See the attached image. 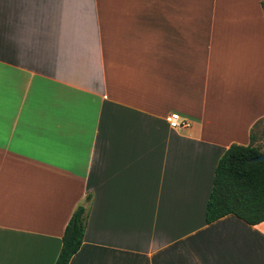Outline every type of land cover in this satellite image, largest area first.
I'll return each mask as SVG.
<instances>
[{
	"label": "crops",
	"instance_id": "crops-1",
	"mask_svg": "<svg viewBox=\"0 0 264 264\" xmlns=\"http://www.w3.org/2000/svg\"><path fill=\"white\" fill-rule=\"evenodd\" d=\"M261 1L0 0V264H53L79 205L67 264H264V221L205 222L264 121Z\"/></svg>",
	"mask_w": 264,
	"mask_h": 264
},
{
	"label": "trees",
	"instance_id": "trees-1",
	"mask_svg": "<svg viewBox=\"0 0 264 264\" xmlns=\"http://www.w3.org/2000/svg\"><path fill=\"white\" fill-rule=\"evenodd\" d=\"M264 18V0L260 2ZM246 146L230 145L218 159L211 190L205 205V222L232 215L248 225L264 221V144H253L252 131ZM262 160L252 162L253 158ZM85 211L77 206L61 235L59 252L53 264H67L81 244Z\"/></svg>",
	"mask_w": 264,
	"mask_h": 264
},
{
	"label": "built area",
	"instance_id": "built-area-1",
	"mask_svg": "<svg viewBox=\"0 0 264 264\" xmlns=\"http://www.w3.org/2000/svg\"><path fill=\"white\" fill-rule=\"evenodd\" d=\"M167 126L171 130L186 129L190 126V121L177 113H170L166 117Z\"/></svg>",
	"mask_w": 264,
	"mask_h": 264
},
{
	"label": "rangeland",
	"instance_id": "rangeland-1",
	"mask_svg": "<svg viewBox=\"0 0 264 264\" xmlns=\"http://www.w3.org/2000/svg\"><path fill=\"white\" fill-rule=\"evenodd\" d=\"M254 142L255 146L261 147L264 144V121L261 122L254 130H253Z\"/></svg>",
	"mask_w": 264,
	"mask_h": 264
},
{
	"label": "water",
	"instance_id": "water-1",
	"mask_svg": "<svg viewBox=\"0 0 264 264\" xmlns=\"http://www.w3.org/2000/svg\"><path fill=\"white\" fill-rule=\"evenodd\" d=\"M262 159H263V156L260 155L259 157L253 158L252 162H256V161H259V160H262Z\"/></svg>",
	"mask_w": 264,
	"mask_h": 264
}]
</instances>
